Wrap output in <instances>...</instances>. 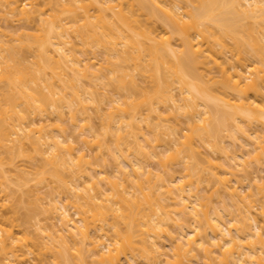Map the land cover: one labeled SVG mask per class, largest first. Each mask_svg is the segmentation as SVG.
Listing matches in <instances>:
<instances>
[{
	"label": "bare ground",
	"instance_id": "1",
	"mask_svg": "<svg viewBox=\"0 0 264 264\" xmlns=\"http://www.w3.org/2000/svg\"><path fill=\"white\" fill-rule=\"evenodd\" d=\"M0 23V209L36 175L49 221L0 210V264H264V0H0Z\"/></svg>",
	"mask_w": 264,
	"mask_h": 264
},
{
	"label": "rangeland",
	"instance_id": "2",
	"mask_svg": "<svg viewBox=\"0 0 264 264\" xmlns=\"http://www.w3.org/2000/svg\"><path fill=\"white\" fill-rule=\"evenodd\" d=\"M19 24H21V23H19ZM19 24H18V25H19ZM23 24H24V23H23ZM0 25L3 26L4 23H0ZM11 25H15V24L13 23V24H11ZM16 25H17V24H16ZM16 25H15V26H16ZM18 25H17V26H18ZM15 28H16V27H15ZM99 57H100V56H99ZM233 59L235 60V58H233ZM234 60H232V62H235ZM248 71H249V70H248ZM248 73H249V72H248ZM248 73H247L246 75H249ZM250 73L253 74L252 70H250ZM249 77H253V75H250ZM106 80H109V81H110V79H106ZM104 81H105V80H104ZM106 84H107V82H106ZM113 84H114V82H113L112 80L110 81L109 85L107 84L108 86L106 85V87H105V85L103 84L104 87H105V89H107V90H105L104 92L109 91V93H108L109 95H111V92H112V93L114 92L113 94H115L116 92H115V90H114V86H113ZM101 85H102V84H101ZM114 85H115V84H114ZM99 87H100V86H99ZM96 88H98V85H97ZM101 89H102V88L100 87L99 90H101ZM96 90H97V89H96ZM102 92H103V90H102ZM104 102H105V101H104ZM105 103H106V102H105ZM103 104H104V103H103ZM102 108H103L104 110L107 109L106 107L104 108V106H103ZM104 112L106 113L107 111H104ZM104 112H103V113H104ZM93 116H94V115H91V117H93ZM161 116H162V117L165 116V117L162 118L163 120H162V119H159V120L156 119V120L151 121V122L154 124V126H155L156 124H158V125H161V124H162V125H163V124H164V125H165V124H168L169 126H172V127L174 128V124H175V122H176V119H175V118H171V117H174V116H172V115H169V116H168V115H166V114H165V115L163 114V115H161ZM161 116H160V117H161ZM166 116H167V117H166ZM181 118H182V117L179 116L178 119H180L181 121H184V119H181ZM180 120H179V121H180ZM66 121L68 122V120H66ZM160 121H161V122H160ZM91 122H92V124L98 129V127H99L98 124H99L100 121H98V119H97L96 116L92 118V121H91ZM180 123H181V122H180ZM253 124L255 125L256 123H249V124H247L246 126H248V127L250 128L249 125H251L254 129H256L258 126H257V125L253 126ZM65 125H66V124H65ZM67 125H68V124H67ZM67 125H66V126H67ZM144 125H145V124H143L142 127H141V124H140V127L143 128ZM168 125H166V126H168ZM175 125H176V124H175ZM180 125L182 126V128L185 127V125L183 126L182 123H181ZM240 125H241V124H240ZM69 126H70V125H69ZM151 126H153V125H151ZM176 126H178V125H176ZM181 126H180V128H181ZM172 127H168V128H172ZM65 128H66V127H65ZM68 128H69V127H68ZM159 128H160V126H159ZM173 128H172V129H173ZM175 128H176V127H175ZM182 128H181V129H182ZM243 128H244V127H243ZM249 128L245 127L244 129L249 130ZM253 128H252V129H253ZM69 129H71V127H70ZM69 129H67V132H68V133H70V132H69ZM145 129H146V128H145ZM145 129H144V130H145ZM161 129L163 130V128H160V132L162 131ZM184 129H185V128H184ZM258 129H259V128H257V130H258ZM144 130L141 129V131H142L143 133L148 132V131H145V132H144ZM175 130H178V129H175ZM260 130H261V129H260ZM260 130H259L258 133H257L258 136H259V137H258L259 139L257 138V141H258V142H257L258 147L263 145V143L261 142V141H262L261 138L264 137V136H262V135H264V133H263L262 131H260ZM163 131H164V130H163ZM163 131H162V132H163ZM180 131H181V130H180ZM180 131H179V132H180ZM184 131H185V132H184ZM184 131H182V133H186V130H184ZM164 132H166V131H164ZM176 132L178 133V131H176ZM256 132H257V131H256ZM66 134H67V133H66ZM257 134H256V135H257ZM160 135H161V134H160ZM178 135H179V134H178ZM165 136H166V135H165ZM165 136H164L162 139H166V137H169V136H166V137H165ZM234 136H235V140H236L235 142H236L237 144H239V143L241 142L240 134L235 133ZM236 138H237V139H236ZM166 140H167V139H166ZM181 140H183V139H181ZM259 140H261V141H259ZM226 141H227V140H226ZM226 141H225V142H226ZM254 141L256 142V140H254ZM255 142H254V143H255ZM259 142H260V144H259ZM254 143H253V144H254ZM255 144H256V143H255ZM257 144H256V146H257ZM223 145H226V144H223ZM254 146H255V145H254ZM254 146H253V147H254ZM224 147H225V146H224ZM258 147H257V148H258ZM158 149H160V148H158ZM249 149H250V148H249ZM199 150H200V149H199ZM227 150H231L230 147L227 148ZM200 151H202V153H203V152H204V153H207V152L210 153V151H205L204 149H201ZM257 151H259V149H258ZM158 152H159V151H158ZM228 152H230V151H228ZM204 153H203L202 157L205 155ZM208 153H207V154H208ZM169 154H170V153H168V155H169ZM207 154H206L205 156H207ZM211 154H212V153H211ZM211 154H210V155H211ZM214 154H215V155H214ZM214 154H213V156H214L215 158H212V159H215V161H212V162H213V163H217V164H219V162H222V163H223L224 160L222 161V159H221L222 155H220V153H217V152L214 153ZM168 155H167V156H168ZM103 156H104V155H103ZM165 156H166V155L164 154V157H165ZM167 156H166L164 159L167 160ZM200 156H201V155H200ZM211 156H212V155H211ZM101 158H103V157H101ZM22 159H23V158L15 157V159H13L12 163L14 162V163H16V164H21V166H23V167H22L23 170L26 168L25 166L28 167V168H26L28 171H30V170H34V169L36 168V167H35L34 169H33V168H30L27 164L24 166V165L22 164L23 161H24V163H27V161L22 160ZM103 159H106L107 164L104 163L103 166H102V169H103V170L106 169V170H105L106 172H110V171H111L110 169L112 168V167H111V166H112V164H111V163H112V160H111L109 157H105V158H103ZM164 159H163V160H164ZM157 162H158V161H157ZM146 163H147V164L150 163V165H151V166L149 165L150 167L154 166V167H152V168H156V166L159 165V164L156 163V160H153V161H151V160H150V161H149V160L147 161V160H146ZM155 163H156L157 165H156ZM168 163H169V164H168ZM170 163H171V162H167L165 165L167 166V164H168V166H167L168 168H171V169H173L174 171H175V169L177 170V168H178L179 166H178V167H177V166H173V167H174V168H173V167H171L173 164H172V163L170 164ZM220 164H221V163H220ZM254 164H255V163H254ZM254 164L251 163V165H249L250 168H251V166L254 165ZM260 164L263 166L262 168H261V166H258L259 164H258V165L256 164V167L258 166V167L261 168V169L259 168L260 170H264V169H263V168H264V163H260ZM177 165H178V164H177ZM201 165H202V164H201ZM6 166H7V165H6ZM6 166H4V167L6 168ZM16 166H19V165H16ZM104 166H105V167H104ZM169 166H170V167H169ZM206 166H207V165H206ZM164 167H165V166H164ZM258 167H257V168H254V170H256V169L258 170ZM22 168L19 166V169L22 170ZM29 168H30V170H29ZM104 168H105V169H104ZM204 168H207V167H204ZM250 168L248 167L249 170H250ZM26 169H25V170H26ZM36 169H37V168H36ZM158 169L161 170V167H159ZM166 169H167V168H166ZM207 169H208V168H207ZM109 170H110V171H109ZM179 170H180V167H179V169H178L177 171H175V172L177 173V174H175L177 177L181 176L182 173H183V172H180L181 170H180V171H179ZM251 170L253 171L252 168H251ZM257 170H256V171H257ZM18 171H19V170H18ZM34 171H35V170H34ZM178 171H179V172H178ZM252 171H251V172H252ZM15 172H16V171H15ZM19 172H20V171H19ZM32 172H33V171H31V173H32ZM262 172H263V173H260V175L263 177V176H264V171H262ZM180 173H181V174H180ZM252 173H254V172H252ZM21 174H22V173H21ZM255 174H256V176L258 177L257 173H255ZM262 174H263V175H262ZM9 175H11V177H9V178H10L12 181H10V184H11V185H8V188L10 187V189L15 193L16 190H14V189H12V188H16L17 186H16L15 184H17L18 181L21 182V180L25 179V178H23V177H25V176H24V174H22L23 177H21L20 174H18V173H14V172H13V174H12V172H11ZM33 175H34V174L29 175L28 177L33 176ZM175 175H174V176H175ZM251 175L254 176V174H251ZM35 176H36V175H34V176L32 177V179L30 178V180H32V181H30V180L28 181V180H27L28 183L25 184L26 186H23V185H21L20 183H18V184L21 185V188H23L24 191H27V190H28V191H30L31 193L28 192L27 194H25L26 192H24V193H23V194H24V195H23L24 197L19 198L20 196H22L21 193L23 192V190L21 189V191H22V192H21V191L19 190V188H20L19 186H18V187H19L18 189L16 188L18 192L14 194V197H15V198L13 197V200H11V202H12V201H13V202L16 201V203H15V204H14V203H13V204L11 203V204H12V207H10L11 209L15 210L14 212H12V210H10L9 207H7V206H5L6 208H3V207H4V206H3V207H1V208H3V209H0V210L3 211V213H5V211H6L4 217H5V216H6V217H7V216H10V215L13 216L14 213H15V216H13V218H14V217H17V220H18L21 224H20L19 222H17V223H19L20 225L23 224L24 226L22 225V227H24V229H25V227H27V228L30 227V225H27L28 223H30V224L33 223V221H31V222L28 221V223L26 222V223H27V224H26L23 220H27V219L24 218V217H25V216H33V215H29V214L34 213L35 210H36V212H37V214H38V208H37L36 204H34L35 202H34L33 198L30 197V195L33 196V193H34V192H33V191H34V188H32V187H35V186H36V188H37V187H40V186H37L38 184H37V185H34V183H35L34 181H36L35 178H37V177H35ZM238 176H239V175H238ZM238 176H237V177H238ZM250 177H252V176H250ZM27 179H29V178H27ZM236 179H238V178H236ZM23 181H24V180H23ZM151 181H153V182H151V183L149 182V184H151V185L154 184V183H156V182H154V180H151ZM251 181H252V180H251ZM251 181H250V182H251ZM11 182H12V183H11ZM36 182H37V181H36ZM146 182H147V181H146ZM242 182H243V181H242ZM21 183H22V182H21ZM239 183H240V180H239ZM253 183H256V184H255V186H256V185H260L259 183H263V184H264V181H261V182L259 181V183H258V182H252L251 185H248L249 183L247 184V182H245V183H243V186H241V189H240L241 191H239V192H241V194H242L243 196H245V194H246L247 191H248V193H249V191H251V190L254 191L255 187H254V184H253ZM7 184H8V183H7ZM18 184H17V185H18ZM143 184H145V182H143ZM147 184H148V183H146V185H147ZM156 184H157V183H156ZM209 184H210L209 182H208V185H207V183H203V184L201 183V184H200V185H202V186H201V187H202L201 189H203L201 193L204 194V196H202V197H204L203 200L205 199V201H207L208 198H209V200H210V201H213V202H210L209 200H208V201L213 205V203H216V202H218V201L222 202L221 199H223L224 202H222V203L226 204V202H228V204H229V201H226V200H228V199L226 198V196H224V195L221 194V193H222L221 191H220V192H221L220 194H218L217 192L213 191L214 194L216 193V194L214 195V194L212 193V190H214V188H213V187H212V189L209 188V186L212 185V184H210V185H209ZM263 184H262V185H263ZM238 185H239V184H238ZM238 185H236V186H238ZM246 185H248L249 187H251V186H252V187L249 188V187L246 186ZM22 186H23V187H22ZM260 186H261V185H260ZM11 187H12V188H11ZM28 187H29V188H28ZM210 187H211V186H210ZM245 187H246V188H245ZM30 188H31V189H30ZM36 188H35V189H36ZM237 188L239 189L240 187H237ZM247 188H248V189H247ZM256 188H257V187H256ZM25 189H26V190H25ZM43 189H46L45 191H42V192H41V194L43 193V195H44V194L47 192V190H48V186H47V188L44 187ZM243 189H244V190H243ZM249 189H251V190H249ZM40 190H42V189H40ZM256 190H257V189H255V191H256ZM253 191H251V192H253ZM255 191H254V192H255ZM10 192H11V191H10ZM19 192H21V193H19ZM161 192H162V191H161ZM244 192H245V194H244ZM256 192H257V191H256ZM8 194H10V193H8ZM19 194H20V195H19ZM45 195L47 196V194H45ZM246 195H247V194H246ZM26 196H27V197H26ZM205 197H207V198H205ZM224 197H225V198H224ZM10 199H11V198H10ZM159 199H160V198H159ZM248 199H249V198H248ZM248 199H247V200H248ZM17 201H18V202H17ZM32 201H33V202H32ZM158 201H159V200H158ZM205 201H204V202H205ZM262 201H263V200H262ZM159 202L161 203V205H164V206H165V205H166L165 202H167V200H163V201H162V200L160 199ZM220 202H218V203H220ZM256 202H257V201H256ZM256 202H254L255 205L258 203V202H257V203H256ZM6 203H7V202H6ZM261 203H262V202H261ZM8 204H9V202H8ZM8 204H7V205H8ZM207 204H208V203H207ZM228 204H226V205H228ZM259 204H260V201H259V203H258L256 206H258ZM167 205L169 206V203H168V202H167ZM209 205H210V204H209ZM212 205H210V206H212ZM214 206H216V205H214ZM256 206H255V207H256ZM258 207H259V206H258ZM258 207H256V209H257ZM261 207H263V209H262ZM163 208H164V211H166V213L168 212L167 214H170V207H167V206H166V207H163V206H162V209H163ZM260 208H261L262 210H264V206H263V205L260 206L259 209H257V210H261ZM9 210H10V213H11V212L13 213V215H12V213L9 214V212H8ZM257 210H256V211H257ZM30 212H31V213H30ZM36 212H35V214H36ZM257 212H260V211H257ZM69 214H70V215L72 214V213H71V210H70ZM34 216H35V215H34ZM37 216H38L39 218L42 217V219L44 218L43 216H41V215H39V214H38ZM260 216H261V215H260ZM35 217H36V216H35ZM38 217H37V218H38ZM10 218H11V217H10ZM22 218H23V220H22ZM7 219H9V218H7ZM14 219H15V218H14ZM14 219H13V221H15ZM31 219H32V218H30V220H31ZM35 219H36V218H34V219H32V220H35ZM42 219H41V220H42ZM43 221H44V222H43ZM43 221H42V224L45 223V224H44L45 226H46V224H49V221H46L45 219H43ZM45 221H46V222H45ZM22 222H23V223H22ZM25 224H26V226H25ZM33 224H34V223H33ZM33 224H32V225H33ZM31 227H32V226H31ZM19 228L23 230V228H21V226H20ZM28 229H29V228H28ZM30 229H31V228H30ZM32 230H33V227H32ZM20 231H21V230H20ZM27 231H30V230H27ZM31 232H32V234H31V233H30V234L33 235V234H34L33 231H31ZM34 232L37 234V231H34ZM28 233H29V232H28ZM34 236H36V235L34 234V235L31 236V237H34ZM164 239H165V238H164ZM159 240H160V239H159ZM162 242H164V240H163ZM165 243H167V241H166ZM28 257H29V256H28ZM28 257H27V258H28ZM32 257H33V256H32ZM38 257H40V256H38ZM38 257H36V259H37ZM43 257H44V256H43ZM46 257H47V256H46ZM29 258H31V257H29ZM32 259H33V258H32ZM32 259H31V260H32ZM39 259H40V258H39ZM47 259H49V258H47ZM47 259H45L44 262H46ZM31 260H30V259H29V260H26V262H24V263H25V264H30L29 262H31ZM71 260H72V259H71ZM86 260H87V259H86ZM27 261H28V262H27ZM32 261H35V259L32 260ZM88 261H90V260L88 259ZM74 262L77 263V261H74ZM197 262H198V261H197ZM199 262H200V261H199ZM77 264H78V263H77ZM88 264H91V262L88 263ZM92 264H93V263H92ZM194 264H195V263H194Z\"/></svg>",
	"mask_w": 264,
	"mask_h": 264
}]
</instances>
